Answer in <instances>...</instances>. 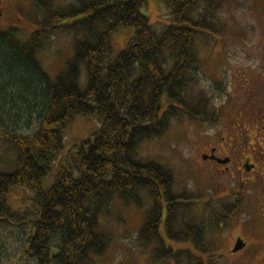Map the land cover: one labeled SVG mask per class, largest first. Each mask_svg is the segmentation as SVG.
<instances>
[{
  "label": "trees",
  "instance_id": "1",
  "mask_svg": "<svg viewBox=\"0 0 264 264\" xmlns=\"http://www.w3.org/2000/svg\"><path fill=\"white\" fill-rule=\"evenodd\" d=\"M33 1L43 17L29 39L16 26L0 31V140L14 156L8 165L0 161V223H33L26 247L38 264H86L91 254L102 256L110 245L100 218L110 214L117 197L144 210L138 238L144 247H153L158 263L206 264L191 249L168 246L163 225L169 240L191 243L208 254L210 264L217 258L209 255L214 243L208 237L222 229L223 219L213 211L208 223H200L194 210L202 192L175 193L173 170L138 152L174 121L202 127L221 123L223 113L201 85L198 39L216 40L226 0H162L174 24L160 31L140 11L148 0H70L61 8L53 6L55 0ZM79 16L65 26L67 19ZM129 27L135 34L113 60L112 34ZM65 30L83 39L75 42L74 58L53 80L39 54L52 33ZM80 65L87 72L84 89ZM257 90L263 91V85ZM164 94L173 104L160 116ZM24 107L38 111L36 129L31 134L9 131L2 118ZM83 116L97 119L100 131L76 145L54 183L43 190L63 151L64 130ZM11 188L29 191L25 204H30L12 208ZM32 210L36 215L29 220Z\"/></svg>",
  "mask_w": 264,
  "mask_h": 264
},
{
  "label": "rangeland",
  "instance_id": "2",
  "mask_svg": "<svg viewBox=\"0 0 264 264\" xmlns=\"http://www.w3.org/2000/svg\"><path fill=\"white\" fill-rule=\"evenodd\" d=\"M70 0H55L53 6L61 8ZM4 15L0 19V31L10 27L22 29V38L29 39L32 33L40 26L43 10L34 4L33 0H3ZM141 13L149 18L150 24L160 31L174 24L173 16L162 0H148L140 9ZM78 18H69L65 26L71 25ZM221 31L215 35L213 42L208 44L207 39H198V56L200 63L201 85L213 96V102L221 107L224 123L230 115H234L236 108L247 107L244 104L246 96L264 83V0H226L221 13ZM67 30V29H66ZM55 31L47 40L45 48L39 54V61L44 72L55 79L74 58V44L82 40L81 34L74 31ZM132 27L120 29L112 34L113 60L127 48L130 39L134 36ZM88 78L84 65H80L79 85L84 89ZM260 92V91H259ZM243 100H242V99ZM240 99V100H238ZM172 100L164 94L161 102V116ZM253 105V104H252ZM21 107V106H20ZM232 107V108H231ZM16 110V109H15ZM238 110V108H237ZM11 118L5 116V125L9 131L31 134L38 125V111L29 108H20ZM213 126H199L197 122L189 120L171 123L169 129L159 138L145 141L139 148V157L171 168L174 172V192L182 190L199 193L222 191V186L208 182L197 171L196 149L205 142L200 139V133ZM100 123L92 116L77 117L64 130V148L52 165L51 171L43 182V190L48 189L55 181L59 166L70 152L73 153L80 142L92 139L100 131ZM203 141V142H202ZM0 161L10 164L14 161L13 154L6 144L0 140ZM7 162V163H6ZM3 162H0L2 168ZM31 193L22 188H11L8 197L9 205L18 210L28 204ZM223 198L212 202L217 207ZM199 206L203 203L199 202ZM110 214L104 213L100 218V228L110 235V245L104 255L91 254L86 264H160L154 259L153 247L146 246L139 241V233L145 224V212L135 205H125L119 198H115L110 207ZM36 211L29 213V220L34 219ZM33 223L27 222L21 226H7L0 223V264H38L37 260L28 253L26 240ZM161 233L168 246L176 249H191L195 255L204 258L207 256L197 252L191 243L169 240ZM210 237V236H209ZM211 255L217 259L210 264H237L236 259L229 251L232 241L223 242L216 235L212 239Z\"/></svg>",
  "mask_w": 264,
  "mask_h": 264
},
{
  "label": "flooded vegetation",
  "instance_id": "3",
  "mask_svg": "<svg viewBox=\"0 0 264 264\" xmlns=\"http://www.w3.org/2000/svg\"><path fill=\"white\" fill-rule=\"evenodd\" d=\"M2 2L0 0V19L4 15ZM262 85L263 91L257 95L241 98L245 105L247 102L246 108L241 107L239 111L241 105L231 107L236 110L231 113L236 114L230 115L226 123L221 119V123L199 134L205 142L196 149L195 156L197 171L211 185L222 186V191L202 192V198L195 200L198 203L195 215L200 223H208L213 211L217 218L223 219L222 229L208 239L211 241L216 235L223 242L232 241L229 251L233 256H240L235 260L237 264H264V83ZM219 198H223V202L213 207L212 202ZM199 202L203 204L199 206ZM202 255L208 258V254Z\"/></svg>",
  "mask_w": 264,
  "mask_h": 264
}]
</instances>
